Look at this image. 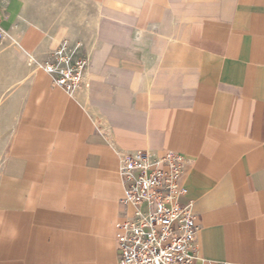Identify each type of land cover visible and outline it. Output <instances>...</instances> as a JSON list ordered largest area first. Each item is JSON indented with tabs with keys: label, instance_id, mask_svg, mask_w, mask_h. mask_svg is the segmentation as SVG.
Listing matches in <instances>:
<instances>
[{
	"label": "crops",
	"instance_id": "0c3cea01",
	"mask_svg": "<svg viewBox=\"0 0 264 264\" xmlns=\"http://www.w3.org/2000/svg\"><path fill=\"white\" fill-rule=\"evenodd\" d=\"M84 84L36 0H0V264H117L120 152L173 151L200 257L264 264V0H83ZM57 39L55 42L54 40Z\"/></svg>",
	"mask_w": 264,
	"mask_h": 264
},
{
	"label": "built area",
	"instance_id": "2783aa9c",
	"mask_svg": "<svg viewBox=\"0 0 264 264\" xmlns=\"http://www.w3.org/2000/svg\"><path fill=\"white\" fill-rule=\"evenodd\" d=\"M6 33L0 27V47ZM41 66L53 84L68 94L77 93L84 77L85 62H71L63 43ZM118 174L123 187L119 205L117 264H212L198 255V227L192 205L179 204L186 194L183 156L166 151L154 156L148 151L120 152Z\"/></svg>",
	"mask_w": 264,
	"mask_h": 264
},
{
	"label": "rangeland",
	"instance_id": "374dc122",
	"mask_svg": "<svg viewBox=\"0 0 264 264\" xmlns=\"http://www.w3.org/2000/svg\"><path fill=\"white\" fill-rule=\"evenodd\" d=\"M36 1L39 6L35 9L38 10V15L45 20L43 24L46 29L53 35L58 32L62 35L65 31V38L68 42L65 43L67 56L71 54L73 63L85 62V75L91 50L95 9L83 0ZM54 41L56 42L57 39ZM84 78L85 76L82 78L80 88L84 84Z\"/></svg>",
	"mask_w": 264,
	"mask_h": 264
}]
</instances>
